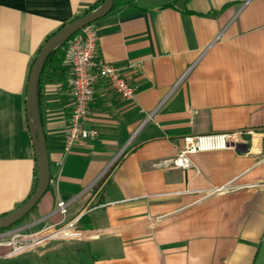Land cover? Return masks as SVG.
Instances as JSON below:
<instances>
[{"label": "crops", "instance_id": "0c3cea01", "mask_svg": "<svg viewBox=\"0 0 264 264\" xmlns=\"http://www.w3.org/2000/svg\"><path fill=\"white\" fill-rule=\"evenodd\" d=\"M97 1L0 0V216L34 182L30 63ZM125 1L92 25L98 59L134 66L135 97L94 84L84 126L96 135L64 154L71 72L68 50L56 54L38 85L49 186L19 230L55 224L63 200L82 236L38 245V264H264V0ZM204 134L230 147L192 154L198 172L170 165L184 137Z\"/></svg>", "mask_w": 264, "mask_h": 264}, {"label": "built area", "instance_id": "2783aa9c", "mask_svg": "<svg viewBox=\"0 0 264 264\" xmlns=\"http://www.w3.org/2000/svg\"><path fill=\"white\" fill-rule=\"evenodd\" d=\"M97 35L92 23L85 25L79 33L68 43V64L71 72V96L73 106L65 131L63 153L68 154L76 144L93 138L94 130L85 128L84 124L89 113V103L93 94V86L99 81H104L110 89L116 92L123 100L131 101L135 97V89L128 83L124 76L127 67L105 63L96 57ZM136 67H140L136 65ZM229 134H204L186 136L183 138V147L178 154L169 160L170 165L176 168L198 169L191 162L190 156L194 153L222 150L230 147ZM230 184L213 188L209 194L222 193L232 190ZM55 212L59 220L49 226L41 227L31 232L18 233L11 231L12 236L6 239L7 234L0 232V246L9 248L7 256L18 254L28 248L38 246L51 240H75L82 236L78 228L79 218L67 219V202L58 200Z\"/></svg>", "mask_w": 264, "mask_h": 264}, {"label": "water", "instance_id": "95a60500", "mask_svg": "<svg viewBox=\"0 0 264 264\" xmlns=\"http://www.w3.org/2000/svg\"><path fill=\"white\" fill-rule=\"evenodd\" d=\"M113 3L114 0H103L96 8L64 24L46 39L36 54L28 72L25 92L27 127L34 152L36 184L33 193L20 206L0 216V229H7L21 220L37 204L49 186L48 155L38 106V84L45 60L82 27L109 14Z\"/></svg>", "mask_w": 264, "mask_h": 264}, {"label": "trees", "instance_id": "16d2710c", "mask_svg": "<svg viewBox=\"0 0 264 264\" xmlns=\"http://www.w3.org/2000/svg\"><path fill=\"white\" fill-rule=\"evenodd\" d=\"M103 0H99V1H97L96 3H94L93 5H91L90 7H88L87 9H85L80 15H78V16H76L74 19H76V18H78V17H80L81 15H83V14H86L87 12H89L90 10H92V9H94V8H96L101 2H102ZM131 2L130 1H125L122 5H128V4H130ZM121 5L119 4V2H118V0H114V3H113V7H112V10L111 11H114V10H117V9H119V7H120ZM79 33V31L78 32H76V33H74L65 43H63L62 45H60L59 47H57L54 51H52L48 56H47V58H46V60H45V63H44V67H43V70H42V73H41V76H40V79H39V82H40V80H41V78H42V76H43V74L45 73V71H47L48 70V68H49V65H50V63L51 62H53L54 60L55 61H57V63L58 64H60V63H62V60L64 61V59H62V57L60 56L59 58H57V59H55V57H56V54L57 53H62L63 55L66 53V51L68 50V43H69V41L73 38V37H75L77 34ZM52 35V34H51ZM50 37V36H49ZM40 49V48H39ZM39 51V50H38ZM38 51H37V53H38ZM36 53V54H37ZM35 58V57H34ZM34 58L32 59V61H31V63H30V66H29V69H30V67H31V65H32V63H33V60H34ZM29 72V71H28ZM39 85V84H38ZM35 184H36V169H35V171H34V182H33V187H32V191H31V193H30V195L33 193V190H34V188H35ZM29 195V196H30ZM28 196V197H29ZM33 209V208H32ZM31 209V210H32ZM30 210V211H31ZM29 211V212H30ZM29 212L21 219V220H19L18 222H16L15 224H13L12 226H10V227H8L7 229H0V232H5L6 230H9V229H11V228H13V227H15V226H19V225H21L23 222H24V220L26 219V217L28 216V214H29Z\"/></svg>", "mask_w": 264, "mask_h": 264}, {"label": "rangeland", "instance_id": "374dc122", "mask_svg": "<svg viewBox=\"0 0 264 264\" xmlns=\"http://www.w3.org/2000/svg\"><path fill=\"white\" fill-rule=\"evenodd\" d=\"M19 226H15L9 229L8 233L10 234H7V236H4V237H6L7 239L8 237L12 236L13 234H11L12 233L11 231L19 230ZM17 232L21 234L24 233L23 230L22 231L19 230ZM38 247L39 246H34L18 254L8 256L4 259H0V264H38V258L36 257V254L34 252L35 249H38ZM47 256H49V254Z\"/></svg>", "mask_w": 264, "mask_h": 264}]
</instances>
